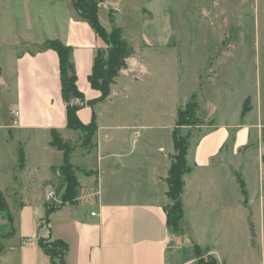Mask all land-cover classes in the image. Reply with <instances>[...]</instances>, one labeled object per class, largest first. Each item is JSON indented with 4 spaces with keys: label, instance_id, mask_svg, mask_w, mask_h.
Wrapping results in <instances>:
<instances>
[{
    "label": "crops",
    "instance_id": "obj_1",
    "mask_svg": "<svg viewBox=\"0 0 264 264\" xmlns=\"http://www.w3.org/2000/svg\"><path fill=\"white\" fill-rule=\"evenodd\" d=\"M103 1L106 6L98 10L102 26L108 32L119 28L134 49L143 45L146 40L135 20L138 12L144 13L139 7L141 0ZM52 41L71 49L70 62L75 68L78 90L84 96L78 117L87 125L93 111L89 112L86 104L101 97L91 87L89 76L97 52L105 47L102 39L78 15L74 0H0V166L6 167L0 170V191L8 207L7 212H0V264H51L38 245L41 238L49 237L67 244L66 264H178L186 245L194 250L189 261L179 264H195L193 252L195 246L201 245L192 239L200 227L193 210L203 207L202 216L207 219L208 209L212 208L228 221L234 208L244 202L237 175H245L238 170L240 164L233 168V162L237 156L243 161L251 158L252 151L264 146V100H252V110L243 117L246 123H216L199 137L192 157L188 151L187 163L192 172L184 176L183 230L177 234L167 222V207L172 201L167 196L166 179L173 143L168 150L161 147L157 152L137 154L140 138L136 133L142 127L129 123L115 130L129 129L122 141L125 149H114L116 139L107 134L111 131L108 122L100 118L91 146H81V132L67 126L59 56L47 47ZM145 62L139 53L127 60V68L112 85L107 103L117 95V86H122L127 99L125 92L132 84L129 78L143 81L148 75ZM80 101L73 98L72 103ZM209 101L218 105L223 99ZM97 112L99 117V109ZM240 116L241 113V120ZM175 127L176 124L170 130ZM53 130L76 146L72 165L91 173H76L78 180L83 178L79 180L78 200L59 207L46 223L45 198L24 197L22 190L23 185L43 191L54 189L59 171L53 168L62 166L63 161L53 163L59 151L51 146ZM253 132L257 135L252 137ZM9 156L14 167L6 166ZM18 157L19 166L15 162ZM84 158H92V165L82 164ZM260 159L259 170L264 171V157ZM222 166L228 170L215 169ZM27 170L25 177L22 172ZM126 170H134L131 178L123 172ZM142 170L150 171L146 176ZM262 179L264 191V172ZM244 182L252 207L256 201ZM261 199L264 206V197Z\"/></svg>",
    "mask_w": 264,
    "mask_h": 264
},
{
    "label": "rangeland",
    "instance_id": "obj_2",
    "mask_svg": "<svg viewBox=\"0 0 264 264\" xmlns=\"http://www.w3.org/2000/svg\"><path fill=\"white\" fill-rule=\"evenodd\" d=\"M139 7L144 13L138 12L135 20L146 41L136 49L128 45L133 49L131 57L138 53L145 57L148 75L143 81L129 78L132 84L125 92L127 99L122 86H117V95L112 97L111 103L99 98L89 101L85 108L93 111L97 130L98 119L108 122L111 131L107 134L116 139L112 144L114 149H125L122 141L129 131H115L117 127L129 123L142 127H134L139 131L136 135L140 139L136 141L140 145L137 153L140 155L157 152L161 147L166 150L172 147L170 128L175 126L178 112L190 108L194 122L180 129V133L188 137V151L191 150L192 157L199 137L214 128V124L237 121L244 124L247 121L243 117L252 110V100L256 101L257 97L264 100V0H141ZM210 98L223 101L216 105L207 102ZM83 101L74 105L79 106ZM244 108L248 111L243 116ZM262 117L264 120V111ZM256 135V132L252 133V137ZM68 143L74 151L76 146ZM171 151L173 157L176 152ZM260 157H264V146L252 151L251 158L243 161L237 156L233 162L234 169L240 164L238 170L243 171L245 178L238 174L237 181L241 185L246 180L255 205L254 202L252 207L249 204V195L244 188V202L240 208H234L233 217L228 221L212 208L208 209V220L202 216L203 207L193 210L200 227L192 239L201 245L199 256L193 252L195 264H210V259H215L218 264H264V206L261 205L264 171L259 170ZM18 159L15 162L19 166ZM53 160L54 164H61L62 154L57 151ZM92 163V158L82 159L86 167ZM13 164L14 160L9 156L6 166ZM4 168L0 166V170ZM215 169L228 170L227 166ZM133 171L123 172L130 177ZM146 171L150 170H142V173L147 176ZM28 173L29 170L22 175L26 177ZM82 179L80 176L79 180ZM79 180L77 177L78 192ZM41 191L23 185L22 194L24 197L42 196L46 203L57 206L78 200L67 197L65 189L57 192V185L52 190ZM252 228L256 236H253ZM188 247H184L178 264L189 261L194 247Z\"/></svg>",
    "mask_w": 264,
    "mask_h": 264
},
{
    "label": "trees",
    "instance_id": "obj_3",
    "mask_svg": "<svg viewBox=\"0 0 264 264\" xmlns=\"http://www.w3.org/2000/svg\"><path fill=\"white\" fill-rule=\"evenodd\" d=\"M103 0H74V7L80 17L86 20L96 34L105 44L104 49L99 50L94 59L92 73L89 76L91 87L101 93L100 101H104L111 95V87L115 84L120 72L127 68V60L132 56L133 49L123 39L122 32L119 28H113L108 32L100 23L98 17V2ZM47 47L57 52L60 61V75L62 85V97L67 104V126L71 130H81L83 132L84 148H89L92 139L97 132V124L95 115L92 120L85 125L78 117L81 107L72 103L73 98L84 99L83 94L78 90L77 77L74 65L70 62L71 49L58 41L48 42ZM91 106L94 103L90 104ZM247 108L243 109L242 115L247 113ZM194 113L188 108L185 111H179L177 115L176 127L172 131V143L176 154L172 157L166 183L168 186L167 196L172 201L167 207V222L172 231L179 234L182 232L184 221V208L182 204V194L185 186L184 176L192 172V168L188 166L187 154L189 149V140L187 136L180 133V129L185 126L192 125ZM51 146L63 153V164L57 170L59 176L57 179V192L65 189L67 197L74 200L78 198L77 190L78 181L76 173L84 172L90 175L91 172L76 168L71 163V155L73 147L55 131L51 133ZM24 166V157L20 153V167ZM241 188L244 196H246L245 184L241 182ZM68 202V199L66 200ZM74 203V202H73ZM72 203V204H73ZM61 206L45 204L44 222L49 223L50 216ZM8 207L2 192L0 191V212H7ZM39 247L44 254L49 257L51 264H66L65 258L68 246L62 240H52L49 238H41L38 241ZM0 247V251H1ZM196 256H199L200 250L195 246ZM210 264H218L215 259H210ZM201 264V263H200Z\"/></svg>",
    "mask_w": 264,
    "mask_h": 264
},
{
    "label": "built area",
    "instance_id": "obj_4",
    "mask_svg": "<svg viewBox=\"0 0 264 264\" xmlns=\"http://www.w3.org/2000/svg\"><path fill=\"white\" fill-rule=\"evenodd\" d=\"M98 8L99 7H105L106 6V3L104 2V1H100V2H98Z\"/></svg>",
    "mask_w": 264,
    "mask_h": 264
},
{
    "label": "water",
    "instance_id": "obj_5",
    "mask_svg": "<svg viewBox=\"0 0 264 264\" xmlns=\"http://www.w3.org/2000/svg\"><path fill=\"white\" fill-rule=\"evenodd\" d=\"M252 232H253V236H256V234H255V232H254L253 228H252Z\"/></svg>",
    "mask_w": 264,
    "mask_h": 264
}]
</instances>
